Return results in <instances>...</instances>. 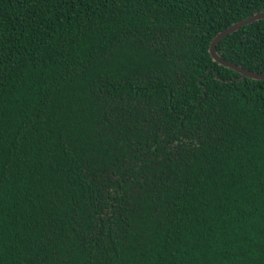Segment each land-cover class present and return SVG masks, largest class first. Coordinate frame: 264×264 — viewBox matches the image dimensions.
<instances>
[{
	"label": "trees",
	"instance_id": "16d2710c",
	"mask_svg": "<svg viewBox=\"0 0 264 264\" xmlns=\"http://www.w3.org/2000/svg\"><path fill=\"white\" fill-rule=\"evenodd\" d=\"M261 12L0 0V264H264Z\"/></svg>",
	"mask_w": 264,
	"mask_h": 264
},
{
	"label": "water",
	"instance_id": "95a60500",
	"mask_svg": "<svg viewBox=\"0 0 264 264\" xmlns=\"http://www.w3.org/2000/svg\"><path fill=\"white\" fill-rule=\"evenodd\" d=\"M264 19V12L257 13L245 20H242L240 22H237L230 27L226 28L225 30L221 31L218 33L214 39L212 40L210 47H209V54L213 61H215L217 64L220 66H223L225 68L231 69L238 73L239 75L245 77V78H250L253 80H264V73H254L248 70H245L241 68L238 65H235L231 62L223 60L217 53H216V46L217 44L226 36L238 31L240 28L247 26L253 22L259 21Z\"/></svg>",
	"mask_w": 264,
	"mask_h": 264
}]
</instances>
